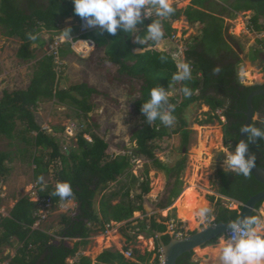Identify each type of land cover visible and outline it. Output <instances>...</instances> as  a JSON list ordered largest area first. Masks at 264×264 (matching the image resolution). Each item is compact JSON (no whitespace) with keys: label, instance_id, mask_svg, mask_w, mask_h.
<instances>
[{"label":"trees","instance_id":"16d2710c","mask_svg":"<svg viewBox=\"0 0 264 264\" xmlns=\"http://www.w3.org/2000/svg\"><path fill=\"white\" fill-rule=\"evenodd\" d=\"M27 1L28 9L21 5ZM35 0H0V26L4 35L9 38H17L21 41L18 58L25 63L35 58L33 44L43 47L46 44L42 36L43 31L53 33L55 38H72L78 40H93L97 49H104L107 60L119 67L118 73L142 81L140 97L134 106L137 115L142 120V125L133 133V140L137 148L133 150L136 157H145L153 162L159 170L166 171L176 178V183L171 190L166 202L160 205V209L170 207L177 199L182 189L179 177L185 167V159L180 160L173 168L165 166L155 156L159 149V141L172 134L181 133L184 146L189 143L191 131L187 129L184 116L185 111L192 104L204 103L209 106L212 114L206 123H212L215 119L222 122L221 117L215 114L218 110L223 112L226 122L223 124L225 139L232 147L239 142V129L246 121L247 99L257 90L264 89V85L247 87L240 82L238 65L241 61L233 60L236 57L234 50L225 39V19L220 17L225 10H229L230 18L236 17L238 12H252L248 27L256 33L264 32V0H192V5L186 10H177L163 21L164 37L171 38L175 30L172 22L185 16L190 24L200 26L199 35L192 37L190 43H186L184 50L185 62L191 67L192 78L190 81L174 82L172 75L177 71L178 65L172 55L167 51H159L155 47L158 42L147 41L143 45L135 41L134 35L143 37L146 35L147 25L152 19H157L154 13L149 19H143L137 25V33L126 34L119 31L115 36L107 32L101 33L99 29L89 34L79 36V27L76 25L60 29V22L69 17H79L74 12L73 0H46L45 4L34 7ZM81 18V17H79ZM31 33L37 38L30 40ZM264 46V40H259ZM139 49V51H137ZM262 51V50H261ZM261 51H253L251 59L255 62ZM73 54L72 44L66 42L60 51L62 59ZM163 57V59H162ZM65 61V60H64ZM65 66V65H64ZM219 71H215V69ZM64 69L63 66L61 68ZM55 63L53 55H45L36 63V68L30 85L26 90L14 92L5 91L0 99V140L2 137L8 140H18L24 147L19 149L22 154H29L28 160L35 166L34 179L37 181V193L41 199H50L53 206L74 200L77 203L76 215H62L61 229L55 235L41 228L34 229L38 218L36 213L39 204L33 202L30 197L21 198L11 210L8 217L0 215V263L7 260L1 256L6 248L16 250V256L9 264H70L69 259H76L73 264H93L91 259L85 256L79 257L81 247L89 243L91 234L99 229L107 231L110 223H121L133 218L135 212H143L144 196L150 192V180L148 171L140 184L142 193L131 196V187L122 186L118 192L104 195L100 202V211L95 208V200L100 192L106 191L110 184L117 182L122 176L132 178V184L139 179L132 174V156L124 155L111 158L108 154L109 144L94 132V124L89 123L90 114L95 105L92 99L98 95V90L88 83H78L69 88H62L61 81L63 71ZM162 86L169 91L174 86H188L192 89L191 97H184L179 103L176 97H169L170 103L175 105V121L178 129L170 130V126H164L159 121L151 126L144 122L141 113L143 102L149 98V90ZM57 100L62 104L73 105L77 110L76 118L81 130L77 135V148L62 152L60 141L36 121V112L40 103ZM253 106L261 120L252 125L264 128V95L254 97ZM55 132L64 134L65 128H54ZM92 138L89 141L85 138ZM259 166L264 167V140L257 138L249 145ZM11 152L0 151V185L6 182L10 176L9 164L14 161ZM54 166L56 173L54 182L45 185L43 178L49 175ZM220 195L246 204L252 196L264 191V185L259 183L252 175H237L234 172L219 169L217 172ZM70 182L73 195L61 201L53 195L58 182ZM122 196L121 202L113 204V200ZM214 201V197H211ZM1 202V199H0ZM257 206V211L261 208ZM239 210H229L218 204L215 223H228L239 217ZM253 216H259L255 212ZM149 221V222H148ZM139 231L149 229L156 236V250L141 254L134 249V260H128L122 252L105 251L99 258L98 264H150L154 255L160 254V241L165 244L171 241L170 235L161 239L158 233H166L168 226L159 223L155 216L144 220H134ZM98 229V230H99ZM129 241L134 236L127 235ZM137 237V236H136ZM74 247L67 245L66 240H76ZM214 241L210 244H213ZM209 244V245H210ZM125 248V250H127ZM194 253L182 255L177 264H199L193 261ZM158 263V258L154 264Z\"/></svg>","mask_w":264,"mask_h":264},{"label":"rangeland","instance_id":"374dc122","mask_svg":"<svg viewBox=\"0 0 264 264\" xmlns=\"http://www.w3.org/2000/svg\"><path fill=\"white\" fill-rule=\"evenodd\" d=\"M45 2L46 0H35L33 6L39 7L44 5ZM28 3L23 1L21 5L28 9ZM169 3L177 10L184 11L192 5V0H169ZM252 15V12H238L236 17L230 18L229 10H225L223 14H220V17L225 19V39L236 54V57L230 58L241 61L238 65V76L240 82L245 86L264 83V46L259 42V40H264V32L256 34L249 29L248 24ZM76 18L74 21H72V18H67L60 22L61 30L72 25L76 26L79 17ZM262 22L264 23V20ZM172 28L175 30L172 36L174 40L168 39V37L161 39L156 48L170 50L172 57L176 58L175 60L179 65L185 62L184 50L186 43H190L192 37L199 35L200 26L190 24L187 18L182 16L179 20L172 22ZM3 33L4 31L0 26V99L5 91L14 92L26 90L29 87L36 63L48 54L51 44L57 39L53 33L43 31L42 36L46 40L45 46L41 47L38 44H33L32 49L35 58L25 63L17 56L21 41L17 38L6 37ZM136 33L137 30L135 29L134 34ZM133 39L136 41L135 35ZM76 45L72 46L73 54H69L64 58L65 66H63V70L61 69L63 71L62 88H69L78 83H88L98 90V95H95L92 99L95 109L90 114L89 123L94 124V132L109 144L108 154L112 156L111 158L127 154L132 156L131 171L139 179L137 183L132 184L131 176L125 175L119 178L117 182L111 183L106 191L97 195L95 200L96 210H99L104 195L109 196L114 192H118L123 188L122 186L128 185L131 187V196L141 194L140 184L146 171H148L151 189L143 200L145 214L135 212L129 222L124 221L118 223L119 225H111L109 233L101 230L94 232L90 238V244L82 249L80 255L90 258L93 264H97L98 257L106 250L111 249L112 243L120 241L124 233L134 236V240L128 245L129 248L137 249L141 254L153 252L156 248V236L149 229L139 231L134 220H144L156 216L159 222L168 226L170 236H174L178 232L188 236L215 221L218 204L232 208L233 203L219 195V180L217 177L219 169L225 170L226 153L223 150L231 146L225 139L223 127L225 120L221 119L223 121L220 122L215 119L212 123H206L209 114H212L210 107L201 102L192 104L184 113L187 129L191 131L188 145L184 146L182 134L177 133L172 134L163 141H159L158 146L160 148L155 151L156 158L169 168H173L180 160L185 159V167L179 177L182 183L180 189L184 192L191 184H195L198 195L204 199L206 207L211 209L210 219L205 223H201L199 218L195 216L196 212L192 213L190 218L193 219L194 227H190L180 217L178 207L175 204L183 192L169 209L162 210L158 207L162 199L166 200L165 198L174 187L173 184L177 177H172L166 171L159 170L151 160L133 155V150L137 148V144L132 136L142 125V120L137 115L134 106L135 101L140 97L142 81L118 73L119 67L107 60L104 49L95 47L90 50V46H88L79 52L75 47ZM253 51L262 52L255 62L251 59ZM169 92L170 97H176L179 103L182 101L179 86L172 87ZM76 112L77 110L73 105L51 100L40 103L35 114L36 121L42 129L60 141L63 153L65 151L69 152L72 148H77L79 130L78 128L68 129L72 125V121H80L76 118ZM258 120H261V117L256 114L255 121ZM54 128H65V132L64 134L57 133ZM178 128L179 124L176 121L170 126V130ZM87 137L90 138V136L85 135V138ZM23 147L24 145L19 143L18 140L11 141L5 137L0 140V151L11 152L14 157V161L9 164L11 168L10 176L6 182L0 185V213L5 217L10 215L11 210L21 198L28 196L32 201L37 200L34 194L38 186L37 181L34 179L35 166L28 160L29 154L19 152V149ZM55 171L56 169L53 166L49 175L43 178L45 185L54 182ZM211 197H214V201L211 200ZM122 198V196H118L113 200V204H118ZM74 203L72 201L56 206L52 205L46 213L47 217L40 228L55 235L61 229L62 215H75L76 207ZM236 207H238L237 204ZM258 212L260 217L264 218V203H262ZM260 231L264 234V224L261 225ZM55 236L57 241L62 240L61 237ZM74 243L75 240L67 241L69 246ZM124 247L125 245L122 243L121 250ZM210 248L212 249L208 246L202 250L197 249L194 252L193 261L204 264V260H207L208 255L203 253ZM9 251L12 252L8 248L3 249L1 256L3 257ZM155 257L154 255L150 264H154ZM75 261L76 259L68 260L70 264L75 263ZM0 264H4V262Z\"/></svg>","mask_w":264,"mask_h":264},{"label":"clouds","instance_id":"9594fccd","mask_svg":"<svg viewBox=\"0 0 264 264\" xmlns=\"http://www.w3.org/2000/svg\"><path fill=\"white\" fill-rule=\"evenodd\" d=\"M73 4L75 14L84 19L90 28H98L101 33L107 32L113 36L118 31L126 34L133 33L144 18L151 17V14L154 13L157 19L151 18V23L146 28V35L143 37L135 35L136 41L141 45L147 41L159 42L164 37L163 21L175 11L169 0H73ZM77 26L79 27V23ZM79 36H81L80 30ZM28 38L35 40L37 37L29 33ZM69 39L63 38L66 42H69ZM171 40L174 38L172 37ZM80 41L88 42V40H78L75 43ZM215 71L218 72L219 69L217 68ZM191 78V67L188 62L179 64L177 71L172 75L174 82L190 81ZM180 91L184 97H191L193 94L192 89L188 86L181 87ZM169 97V89L165 90L160 85L149 90V98L143 102L141 107L145 123L149 126L156 121L164 126H171L174 123L176 119L174 116L175 105L170 103ZM217 115L226 122L222 111L220 115L218 113ZM239 132L247 134V141L241 140L235 147L230 146L223 150L226 153L224 167L225 170L237 175L248 176L255 163V156L249 152V145L257 138L264 140V128L254 126L251 123L243 124ZM52 194L58 196L61 201L71 197L73 195L71 183L67 181L58 182ZM242 205L240 203L239 208ZM210 213V208L200 207L196 216L201 223H205L210 219ZM262 224H264V218L259 216H240L230 221L227 225L228 232L219 236L205 264H264V234L260 231ZM176 234L173 236L174 238H177ZM184 237L183 235L182 238ZM128 250L133 249H129V247L127 250L124 249L122 252L124 256ZM155 256L157 259L158 255ZM5 258H7L5 261L12 259L10 254ZM126 259L128 258L126 257ZM128 260H134V257Z\"/></svg>","mask_w":264,"mask_h":264},{"label":"water","instance_id":"95a60500","mask_svg":"<svg viewBox=\"0 0 264 264\" xmlns=\"http://www.w3.org/2000/svg\"><path fill=\"white\" fill-rule=\"evenodd\" d=\"M256 85H264V83ZM250 86L251 85H247V87ZM259 95H264V89L254 91L249 95L247 99V111L245 112L246 121L244 124L254 123L256 112L253 106V99ZM241 140L247 141L246 133H240L238 141L240 142ZM249 152L253 153L250 148ZM251 173L259 183L264 185V167L258 165L256 158ZM260 203H264V191L252 196L246 204L242 205V208L239 212V217L253 216L257 211L258 204ZM228 223H211L207 227H204L201 230L195 231L190 235L180 239L171 236L172 239L168 244H165L161 240L160 245L165 256V264H177L178 259L182 255L190 252L194 253L197 249H203L213 241L218 240L220 235L228 232ZM165 235H168V231L166 233H158V238L161 239Z\"/></svg>","mask_w":264,"mask_h":264},{"label":"built area","instance_id":"2783aa9c","mask_svg":"<svg viewBox=\"0 0 264 264\" xmlns=\"http://www.w3.org/2000/svg\"><path fill=\"white\" fill-rule=\"evenodd\" d=\"M153 15V13L151 14V16ZM150 17H146L145 19H149ZM79 30H80V35H85V34H89L93 31L96 30V28H90L86 21L82 18H80L79 20ZM69 42L72 44V46L76 45V43L73 41V39H69ZM66 43V40L63 39H56L50 46V51L48 52V55L51 56L53 55L55 58V63L60 67V69L62 68V66H64L65 62L62 60V57L60 55V51L63 49L64 45ZM176 59V58H174ZM219 115L221 114V111L217 112ZM72 125L70 126V130L72 129H77L78 128V133L80 132V130L82 129L80 125H78V122L72 121ZM89 141H92L91 138H86ZM36 195L37 200L35 202H37L39 204V209L38 212L36 213V216L38 218L37 222L34 225V229H38L40 228V226L42 225L43 221L45 220L46 213L50 210V207L52 206V202L50 199H41L38 196L37 191L34 193ZM177 238H182L183 234L181 233H177L176 234ZM125 256L128 259H133L134 257V252L133 250H128L125 252ZM10 261H5L4 264H9ZM158 264H165V256L163 251H160V254H158Z\"/></svg>","mask_w":264,"mask_h":264},{"label":"bare ground","instance_id":"6f19581e","mask_svg":"<svg viewBox=\"0 0 264 264\" xmlns=\"http://www.w3.org/2000/svg\"><path fill=\"white\" fill-rule=\"evenodd\" d=\"M89 45H90L89 42H81L78 44L76 49L79 52H81L84 48L88 47ZM196 188L197 187L195 184H191L189 187H187V189H185L182 196L175 203L176 206L178 207V213H179L180 217L184 221H186L187 224L190 225V227H194V222H193V219L190 218V215L194 212H197L200 207H206L204 199L198 195ZM192 217H194V216H192ZM118 238H116V239H118ZM211 251H212V249L206 250L205 253H203V254H207L209 256L211 254ZM205 262H206V260H204V264H205Z\"/></svg>","mask_w":264,"mask_h":264},{"label":"crops","instance_id":"0c3cea01","mask_svg":"<svg viewBox=\"0 0 264 264\" xmlns=\"http://www.w3.org/2000/svg\"><path fill=\"white\" fill-rule=\"evenodd\" d=\"M69 18H72V21H74V19H77L76 17H69ZM77 23H79V20H78V22ZM72 26H74V25H72ZM70 27V26H69ZM61 29V28H60ZM96 29H98V28H96ZM94 32V31H93ZM168 39H171V38H169L168 37ZM81 42H87V41H80V42H78L77 43V45L75 46V47H77L78 46V44L79 43H81ZM88 42H89V49L90 50H93V48H97V45H96V43L93 41V40H88ZM157 46V45H156ZM156 48V47H155ZM157 49V48H156ZM157 50H159V51H167V52H169L170 54H171V52H170V50L168 51L167 49H157ZM73 51V50H72ZM176 61V60H175ZM176 63H177V61H176ZM177 65H178V63H177ZM175 183H176V181H175ZM174 183V184H175ZM173 184V185H174ZM187 189V188H186ZM183 192V191H182ZM181 192V193H182ZM170 193H171V190H170ZM170 193L167 195V198H165L166 200H163L162 199V202L161 203H163V202H166L167 201V199L169 198V196H170ZM183 194V193H182ZM220 195V194H219ZM222 198H225V200H228V201H231L232 203H233V207L232 208H229V207H224V208H226V209H229V210H239V206H240V203L239 202H237V201H235V200H232V199H230V198H227V197H224V196H222V195H220ZM178 199V198H177ZM177 199H175V200H177ZM175 200H174V202H175ZM75 202L74 200H69L68 202ZM161 203H159V208H160V205H161ZM75 204V207H76V209H77V203L75 202L74 203ZM236 204L238 205V207H236ZM96 205V204H95ZM172 206V205H171ZM170 206V207H171ZM15 207V206H14ZM13 207V208H14ZM170 207H168V209L170 208ZM167 209V208H166ZM100 211V208H99V210H98V212ZM240 212V211H239ZM0 215L1 216H3V214L2 213H0ZM3 217H5V216H3ZM156 217V216H155ZM215 219H216V213H215ZM214 219V220H215ZM126 222V221H125ZM129 222V221H128ZM149 222V221H148ZM159 222V221H158ZM112 223V224H111ZM110 223V226H107L106 228H108L107 229V231H106V233H109L110 231H109V228H111V225H119L117 222H111ZM160 223H162V222H160ZM97 230H95L94 232H98V231H100V229L98 230V228H96ZM54 230V229H53ZM51 231V230H50ZM94 232L92 233V234H94ZM51 234V233H50ZM92 234H91V237H92ZM127 235H129V234H127V233H124V236H122V238H121V240L120 241H118V242H114V243H112V248L111 249H108V250H106V251H113V252H116V251H119V252H123L124 251V249L125 248H127V247H129L128 245L132 242V241H129L128 240V237H127ZM90 237V238H91ZM90 238H89V243H88V245L90 244ZM67 241H69V240H66V243H67ZM79 240L78 239H76L75 240V243L72 245V246H70V247H74L75 246V244H76V242H78ZM116 241V240H115ZM216 242H217V240L216 241H214V243L213 244H211V246L209 245L208 247H212V249H213V246H215L216 245ZM124 244L125 245V247H124V249L123 250H121V244ZM68 245V244H67ZM87 245V246H88ZM118 245H119V247H118ZM69 246V245H68ZM86 247V246H85ZM85 247H81L80 248V251H79V253H78V257H81L82 255H80L81 253L80 252H82V249H84ZM8 249H10L12 252H10L9 251V253H10V255H11V258H14V256H16V250L15 249H13V248H8ZM129 249H131V247L129 248ZM211 249V248H210ZM16 252V253H15ZM9 253H6L3 257H6ZM104 253V252H103ZM102 253V254H103ZM101 254V255H102ZM100 255V256H101ZM99 256V257H100ZM98 257V258H99ZM10 258V259H11ZM196 262H198V261H196ZM97 264H98V261H97ZM102 264V263H101Z\"/></svg>","mask_w":264,"mask_h":264},{"label":"flooded vegetation","instance_id":"af4514ba","mask_svg":"<svg viewBox=\"0 0 264 264\" xmlns=\"http://www.w3.org/2000/svg\"><path fill=\"white\" fill-rule=\"evenodd\" d=\"M171 186H173V185H171ZM171 186H170V187H171ZM172 189H173V188H172ZM161 204H162V203H161ZM168 235H169V234H168Z\"/></svg>","mask_w":264,"mask_h":264}]
</instances>
